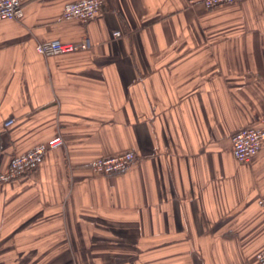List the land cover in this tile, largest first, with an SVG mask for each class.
Returning a JSON list of instances; mask_svg holds the SVG:
<instances>
[{
  "label": "crops",
  "instance_id": "obj_1",
  "mask_svg": "<svg viewBox=\"0 0 264 264\" xmlns=\"http://www.w3.org/2000/svg\"><path fill=\"white\" fill-rule=\"evenodd\" d=\"M70 1L0 20V172L64 138L0 183V264H260L264 143L241 162L232 137L264 128V0H103L89 21L63 18ZM129 149L127 169H91Z\"/></svg>",
  "mask_w": 264,
  "mask_h": 264
},
{
  "label": "built area",
  "instance_id": "obj_2",
  "mask_svg": "<svg viewBox=\"0 0 264 264\" xmlns=\"http://www.w3.org/2000/svg\"><path fill=\"white\" fill-rule=\"evenodd\" d=\"M26 0H0V20H21L24 16V3ZM207 8H212L221 3L238 0H201ZM103 5V0H77L66 2L63 7L64 19L78 18L89 21L95 18ZM121 33L115 31L114 35ZM92 42L88 36H84L77 42L64 41L60 38H51L40 41L36 45L37 51L45 57L53 55L70 54L91 48ZM14 118L6 121V125L13 124ZM232 153L241 162H250L259 153L264 143V128L256 125H247L238 130L232 137ZM64 144L61 135H55L38 143L26 152L14 155L8 167L0 172V183L8 182L23 176L38 168L46 154ZM136 160L134 150H125L112 155L100 156L91 161L93 172L99 174H114L127 169ZM260 203L264 205V197ZM257 259L264 264V250L258 252Z\"/></svg>",
  "mask_w": 264,
  "mask_h": 264
},
{
  "label": "trees",
  "instance_id": "obj_3",
  "mask_svg": "<svg viewBox=\"0 0 264 264\" xmlns=\"http://www.w3.org/2000/svg\"><path fill=\"white\" fill-rule=\"evenodd\" d=\"M13 156H14V155H13ZM13 156H12V157H13ZM12 157H11V158H12ZM11 158H10V160H11Z\"/></svg>",
  "mask_w": 264,
  "mask_h": 264
}]
</instances>
